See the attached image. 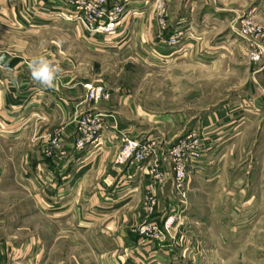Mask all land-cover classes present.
I'll use <instances>...</instances> for the list:
<instances>
[{
	"label": "rangeland",
	"instance_id": "1",
	"mask_svg": "<svg viewBox=\"0 0 264 264\" xmlns=\"http://www.w3.org/2000/svg\"><path fill=\"white\" fill-rule=\"evenodd\" d=\"M49 1L53 5L52 0H35L34 9L21 13L29 19L27 25L33 26L31 30L20 25L13 27L27 40L29 53L33 57L44 55L59 66L56 85H62L65 76L72 75L79 82H92L112 92L107 100L90 105L81 91L84 109L74 108L70 124L78 113L92 111L111 116L108 109L114 107L133 118L137 133L140 132V136L122 134L116 153L126 139L152 148L151 155L141 162L155 160L158 149L166 150L172 205L160 221H146L137 228V233L139 236L143 227L148 228L140 240L150 246L155 243L164 246L167 251L156 252L158 259L145 260L144 264H264V0H197L192 12H180L176 8L170 14L163 0H151L148 4L152 6L153 39L142 44L137 27L118 46L101 36L91 39L69 16L67 7L51 8L50 14L43 17L38 8L49 6ZM112 1L124 4V14H130L134 23L143 14L138 8L139 0H109ZM178 1L181 8L185 6L186 0ZM159 2L165 9V29L159 28L155 20V4ZM218 7L221 9L216 12L214 8ZM36 19L44 20L43 24L35 23ZM203 19L210 23L200 29ZM174 31H179L180 36L172 50L182 53L162 58L161 53L157 54L155 41L164 37L161 41L165 43ZM203 31L208 46H188ZM192 49L197 50L193 56ZM204 50L209 52V57L202 65L203 61L197 57ZM0 54L6 57L7 52ZM253 54L258 59H253ZM7 67V62L0 66ZM224 105L226 110L234 107L239 110L236 112L240 123L227 128L241 130L239 137L230 138V133L221 139L218 135L216 138L203 135L198 129L200 118L217 114ZM169 118L172 122L164 123ZM64 126L67 124L58 125L52 134ZM188 142L192 147L186 151L189 157L184 168L185 179L176 189V166L168 150ZM218 145L223 154L226 150L233 153V156L214 153L226 169L219 178L221 181L204 186L205 178L191 177L198 187L188 188L190 175H194L190 169L200 164L205 151L212 153ZM13 146L0 140V159L7 165V180H20L21 175L26 177L19 167L22 160L26 163V158L16 152L19 145ZM196 148L199 156L191 159ZM213 160V157L208 159L217 165ZM152 226L156 230L150 229ZM66 249L75 254L76 264H101V253H91L90 238L86 235L82 246L76 249L66 246ZM125 261L116 264H126ZM70 263L71 260L66 264Z\"/></svg>",
	"mask_w": 264,
	"mask_h": 264
},
{
	"label": "crops",
	"instance_id": "2",
	"mask_svg": "<svg viewBox=\"0 0 264 264\" xmlns=\"http://www.w3.org/2000/svg\"><path fill=\"white\" fill-rule=\"evenodd\" d=\"M148 1L151 0H139L138 8L143 14L137 23L130 14L124 15L121 22L127 35L135 33L139 27L142 44L154 37L150 32L152 6ZM163 1L169 14L176 8L180 12H192L198 4L197 0H186L181 8L178 0ZM36 5L35 0H0V51L7 52L8 65L7 69L0 68V140L11 146L19 145L16 152L26 158V163L22 160L19 166L26 176L21 175L22 180H7V165L0 159V264H66L70 260V264H76L75 254L66 246L71 249L82 246L85 235L90 238L91 253H101V264H116L124 259L126 264H144L145 260L158 259L156 252L167 251V248L156 243L154 246L144 244L137 228L146 221H160L172 205L171 170L166 150H156L153 161L115 165L113 159L120 136H140V132L137 133L133 118L114 107L108 109L111 116L105 118L107 126L96 142L83 150L74 148L70 122L74 108L84 109L81 81L67 75L62 85L55 84L54 88H44L33 81L26 63L33 55L29 53L27 40L13 28L20 25L24 30H31L33 26L27 25L29 19L23 18L21 13H28ZM219 9L221 7L214 8L216 12ZM40 20L34 22L43 24L44 20ZM208 23L203 19L200 29L207 28ZM204 32L194 37L188 46H208ZM161 38L164 39L159 37L154 45L162 58L182 53L163 45ZM124 41L111 45H122ZM196 51L192 49L190 55ZM204 51L197 57L203 61L202 65L209 57V52ZM237 109L226 110L224 105L217 114L202 116L198 129L205 136L216 138L218 135L219 139L229 133L230 138L239 137L241 130L227 129L232 123H240ZM164 121L169 123L172 119ZM64 124H67L66 135L60 147L47 154L48 137L53 129ZM215 148L212 153L205 151L200 164L190 169L194 175H190L188 188L198 185L192 183L191 177L205 178L204 186L221 181L219 178L226 169L214 153L216 151L218 156H233V153L226 150L223 154L220 146ZM211 157L217 165L208 161ZM153 198L156 199L148 209Z\"/></svg>",
	"mask_w": 264,
	"mask_h": 264
},
{
	"label": "built area",
	"instance_id": "3",
	"mask_svg": "<svg viewBox=\"0 0 264 264\" xmlns=\"http://www.w3.org/2000/svg\"><path fill=\"white\" fill-rule=\"evenodd\" d=\"M53 5L50 6L51 1L48 2L49 6H40L39 13L43 17L50 14L53 9H60L67 7L70 9V17L79 24L85 33L91 38L101 36L110 42L122 43L127 38V31L121 28V22L124 17V4L118 1L109 2V0H52ZM38 13V12H36ZM35 13V14H36ZM165 9L162 3L155 4V20L159 28L165 29ZM179 31L168 37L163 43L169 49L175 48L179 42ZM119 43V44H120ZM253 59H258L257 54H253ZM5 55L0 54V66H4L6 60ZM83 97L90 105L97 104L101 100H107L111 95V90L104 86L94 84L92 82H81ZM108 117L100 112H81L75 115L71 125L75 134L74 148L83 150L87 146L93 144L98 139L101 132L105 129V118ZM66 128L64 126L53 132L47 139L45 146L47 154H52L54 150L60 147L62 138L66 135ZM188 143L176 145L168 150L169 156L173 158L175 163V187L179 189L182 185L184 176V168L187 163V152L192 146ZM152 153V148L148 144L141 143L137 140L126 139L121 143L118 152L115 155L114 163L123 165L128 163H139L147 159ZM199 152L196 149L190 155L191 159L198 158ZM148 209H151L154 201L150 202ZM173 220H170L172 222ZM150 229L156 230L152 226ZM148 228H142L140 235L146 233Z\"/></svg>",
	"mask_w": 264,
	"mask_h": 264
},
{
	"label": "clouds",
	"instance_id": "4",
	"mask_svg": "<svg viewBox=\"0 0 264 264\" xmlns=\"http://www.w3.org/2000/svg\"><path fill=\"white\" fill-rule=\"evenodd\" d=\"M28 67L33 81L44 88L55 87V82L61 69L49 58L44 55L34 56Z\"/></svg>",
	"mask_w": 264,
	"mask_h": 264
},
{
	"label": "bare ground",
	"instance_id": "5",
	"mask_svg": "<svg viewBox=\"0 0 264 264\" xmlns=\"http://www.w3.org/2000/svg\"><path fill=\"white\" fill-rule=\"evenodd\" d=\"M6 58V57H5Z\"/></svg>",
	"mask_w": 264,
	"mask_h": 264
}]
</instances>
